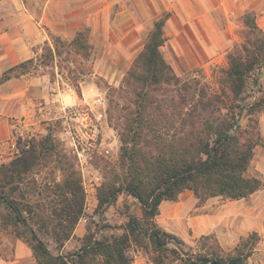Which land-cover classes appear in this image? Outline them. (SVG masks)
<instances>
[{"label": "trees", "instance_id": "1", "mask_svg": "<svg viewBox=\"0 0 264 264\" xmlns=\"http://www.w3.org/2000/svg\"><path fill=\"white\" fill-rule=\"evenodd\" d=\"M169 16L166 13L154 23L126 73L124 89L118 90L123 102L115 105L114 128L121 146L117 164L108 169L105 162L96 212L102 213L120 194L134 199L140 216L127 214L121 233L96 239L86 232L79 238L81 246L76 252L64 258L52 255L42 238H50L57 250L62 249L85 215L79 172L50 133L42 139L19 140L18 156L0 164V198H10V203L0 205L11 210L2 215L1 228H14L16 238L31 250L36 264H133L129 253L133 246L150 249L152 264H195L169 248L168 244L177 240L155 221L160 204L177 202L185 191L192 192L197 207L213 198L238 201L264 186L259 176L249 175L255 148L264 146L258 123L264 111V31L253 13L242 15V41L227 53L226 68L218 70L217 87L212 88L197 77L176 76L164 59L161 48L167 39L164 26ZM54 42L52 47L45 46L39 66L47 67L59 59L79 64L77 58H88L85 30L68 43L58 38ZM35 66L34 60L28 59L9 67L0 76V84L31 75ZM48 164L60 169L62 181L45 185L36 193L47 192L48 201L27 202L19 208L16 193ZM258 242L259 235L252 232L236 245L235 257L227 259L211 252L203 264L244 261Z\"/></svg>", "mask_w": 264, "mask_h": 264}, {"label": "rangeland", "instance_id": "2", "mask_svg": "<svg viewBox=\"0 0 264 264\" xmlns=\"http://www.w3.org/2000/svg\"><path fill=\"white\" fill-rule=\"evenodd\" d=\"M17 1L21 3L24 13L21 37L25 43L22 48L27 52L26 55L32 56L29 59H33L36 65L31 75L45 79L49 94L66 95L63 108L49 101L53 97L40 95L34 106L35 111H32L31 121L24 128L26 133L19 140L42 139L50 133L79 172L85 192V222L80 221L76 226L70 239V250H57L50 238H42L52 255L65 256L79 249V236L82 237L86 232L92 233L96 239L117 235L126 224L127 214L140 216L139 204L126 194L118 195L111 204L105 206L102 213L96 212L97 190L104 182L106 163L109 169L117 164L119 157L121 143L114 128L115 105H121L123 99L118 90L124 89L126 73L134 58L142 51L154 23L169 13L164 26L167 39L161 52L174 74L183 79L197 77L216 88L215 75L219 69L226 68L227 53L242 41V15L253 13L256 24L264 31V0ZM84 30L87 31L90 47L87 59L77 58L79 64L59 59L47 67L39 66L45 46L52 47L54 38L68 43L77 32ZM55 103L59 104L58 101ZM258 123L264 137V111L259 115ZM39 169L16 193L17 206L21 209L27 202L48 201L45 199L47 192L36 193L45 185L48 187L62 181L60 169L53 164ZM249 175H257L264 181V146L255 148ZM184 193L181 200L188 202L192 198L196 201L193 195L189 194L188 198L186 191ZM224 201L228 205L227 201L230 200H211L208 208L191 211L190 214L213 213ZM252 204L257 207L256 212L263 214L258 223L261 234L251 255L240 261L242 264H264V186L253 195ZM242 207L243 202L232 203L231 206L237 212ZM10 213L8 205H0V259L4 261L14 257L15 242L20 241L11 225L1 228L2 215ZM236 215L226 222L220 221L218 227L233 229L240 222L239 217H243ZM169 228L172 231H164L177 240L171 241L169 248L175 249L184 260L195 264H203V258L211 252L226 258L235 257L236 245L251 234L249 232L245 237L240 236L226 243L224 250L214 234L193 236L187 224L183 228L186 230L184 234H180L182 232L176 224H170ZM202 236H208L209 239H200ZM129 253L133 264H152L153 253L150 249L133 246ZM30 255L31 263H36L31 250ZM175 264L182 263L178 261ZM224 264H228L227 260Z\"/></svg>", "mask_w": 264, "mask_h": 264}, {"label": "crops", "instance_id": "3", "mask_svg": "<svg viewBox=\"0 0 264 264\" xmlns=\"http://www.w3.org/2000/svg\"><path fill=\"white\" fill-rule=\"evenodd\" d=\"M22 8L21 3L19 4L17 0L0 1V76L9 67L32 58V56L26 55L27 52L23 51L22 48L25 43L21 37L24 30ZM40 95L41 97L47 95L50 98L53 97L49 101L57 107L61 105L63 108L66 104V95L61 93L58 95L49 94L45 79L38 76L25 75L0 84V144H3V147L15 144L14 138L22 137L26 133L24 128L31 121L32 111H35L34 106ZM56 101L59 104L55 103ZM0 152V164L8 163L18 156V153H11L7 148L4 151L0 150ZM189 194L192 195V192L186 191L188 198ZM255 194L256 192L248 198L238 201H227L228 205L224 201L223 205L213 213L201 215L190 214V212L205 210L211 200L219 198L209 199L203 206L197 207L194 199L190 197L191 199L186 202L181 200L180 195L177 202L163 201L160 204L159 215L155 221L166 231H172L169 225L176 224L177 229L182 232L180 234H184L186 230L183 228L187 224L193 236L214 234L219 240L221 248L226 250V243L229 244L240 236L245 237L249 232H255L260 236L261 228L258 223L261 222L263 214L256 212L257 207L252 204V197ZM183 195L185 196V193ZM236 202H243L244 204V207L238 212L231 208L232 203ZM236 214L243 217H239L240 222L233 229L224 230L222 227H218L220 221L226 222L231 216H237ZM70 241H67L62 249L70 250ZM14 246V257L9 261L0 259V264H36L33 261L31 263L30 250L24 243L16 240Z\"/></svg>", "mask_w": 264, "mask_h": 264}, {"label": "water", "instance_id": "4", "mask_svg": "<svg viewBox=\"0 0 264 264\" xmlns=\"http://www.w3.org/2000/svg\"><path fill=\"white\" fill-rule=\"evenodd\" d=\"M3 201H7V202L10 203V198L7 197V196L1 197L0 198V203L3 202ZM16 213H17L18 217L20 218L21 223L23 224V226L32 234L33 231L31 230V228L29 227V225L21 218L20 213L18 212V210H16ZM59 258H64V257L61 256ZM211 264H217V263L216 262H211ZM230 264H242V261L236 260V261L231 262Z\"/></svg>", "mask_w": 264, "mask_h": 264}, {"label": "built area", "instance_id": "5", "mask_svg": "<svg viewBox=\"0 0 264 264\" xmlns=\"http://www.w3.org/2000/svg\"><path fill=\"white\" fill-rule=\"evenodd\" d=\"M19 137H21V136H18L17 138L16 137L14 138L16 143L15 144H12L11 146L9 145V146L3 147L4 145L3 144H0V150L1 151H4L7 148L8 151H11V153H18L17 152L18 151V148H16V147H17V141L19 140ZM0 155H1V152H0ZM80 221L85 222V220L83 218Z\"/></svg>", "mask_w": 264, "mask_h": 264}]
</instances>
